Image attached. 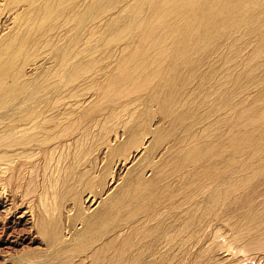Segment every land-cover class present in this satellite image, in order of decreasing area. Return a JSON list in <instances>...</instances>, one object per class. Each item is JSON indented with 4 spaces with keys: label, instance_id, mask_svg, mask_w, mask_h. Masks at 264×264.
<instances>
[{
    "label": "bare ground",
    "instance_id": "1",
    "mask_svg": "<svg viewBox=\"0 0 264 264\" xmlns=\"http://www.w3.org/2000/svg\"><path fill=\"white\" fill-rule=\"evenodd\" d=\"M153 105L181 139L156 161L143 121ZM106 154L124 158L128 180L111 192L97 165ZM262 175L264 0H0V188L19 196L0 226L24 227L20 250L41 238L58 249L48 259L81 243L79 264H155L151 256L174 258L160 245L180 239L188 264H264V202L247 184ZM173 187L169 224L156 209ZM239 212L222 258L192 252V222Z\"/></svg>",
    "mask_w": 264,
    "mask_h": 264
},
{
    "label": "rangeland",
    "instance_id": "2",
    "mask_svg": "<svg viewBox=\"0 0 264 264\" xmlns=\"http://www.w3.org/2000/svg\"><path fill=\"white\" fill-rule=\"evenodd\" d=\"M118 48H119V46H116L114 48V51H116ZM116 55H117V53H116ZM100 56L102 57V59H106V60L111 58L110 53H105L103 55L98 53L96 55V58L101 59ZM116 61H117V59L115 57H113L112 59L109 60V63H116ZM213 68L215 70H221V66H219V65L214 66ZM110 69H111V67H109V70ZM226 69L231 70L229 68H225L224 70H226ZM257 75H258L259 81L262 82V76L260 74V70L258 71ZM221 77H226V76H221ZM240 80L243 81L242 79H240ZM195 83L191 85L194 88L193 87H189V88L194 89L196 91V90H198L197 87L199 85L202 86V84L200 82H198L199 84L197 82H195ZM243 83H244V81H243ZM223 84L226 85L228 88H230V87H232V80L228 79ZM205 88H207V87H205ZM194 90H193V92H194ZM180 94L188 95L189 92H188V90H184L182 93H178V95L175 96V100H178V98H180ZM80 95L82 96L79 98V100H81L80 102H83L84 100H88V99L90 100V98L92 96V94L89 93L88 91H82L80 93ZM239 96H240V94H239ZM200 101H201V99H200ZM246 106L251 108L249 105H246ZM242 107H244V106H242ZM62 112H63V110H62ZM127 117L128 116H126L125 118H127ZM143 121H144V123H145V121H146V123L148 122V125H147L148 128H147V130L145 129L146 130L145 138L147 140V142L145 141L146 146L150 142V148L152 149V151L155 150L154 153L151 151V153H150L151 158L149 160L156 161L157 159H159V157L162 154H164V153L166 154V151H164V150H166L167 148H170L171 151H174V148L179 147L180 140H181L180 136L178 134H170L171 127H170L169 123L168 122L166 123L165 121H163V119L159 115L158 105H153V110L148 115L144 113ZM102 124L104 125V123H102ZM105 130L106 129L104 128V130H102V131H105ZM120 130L121 129H119L118 132H120ZM95 131L97 133L98 130L96 129ZM161 133H164V139H161ZM147 135H150V136H147ZM110 141H111V139H110ZM110 141H109V143H110ZM124 142H126V138L120 137L119 143H124ZM111 145H114V143L111 142ZM94 147L96 149H98L100 147L99 143H95ZM135 151L136 150H134L133 152H135ZM161 152H163V153L159 154ZM101 153H102V151L98 155H100ZM98 155L96 157H98ZM109 156L110 155L107 156V154H106V155H103L102 157H100V160L97 161V165H101L100 167L102 169H105L106 172L108 173V178H109L108 179V190L111 192V190L116 189L117 187H118V190L123 188L124 184L128 180L125 181L127 178L126 171H123V169H121L122 166H120V162H119V161H122L124 158L121 157L119 159H116V158H110ZM142 163H143V161L139 164V166H141ZM242 164L245 165V162L242 161ZM261 165H263V164H261ZM149 166H152V165L147 164V167H149ZM146 168H144L141 172L145 173V175L147 174L146 176H150L151 173H147L146 171L148 169H146ZM237 182H239V181H237ZM3 183H5L4 184L5 186L2 187L3 186L2 185L0 188V191H1V193H4L5 198H7V199H1L0 198L2 200V203L0 200V204H1V206H3V208H0V213H2V215L4 214V216H5V214L8 213V210L11 206L10 205L11 202L8 201V199L13 200L12 197H14V198H16V201H15L16 204H19V202H18L19 196L17 194H16V197H15V195H13V193H15V190H16L15 189L16 187H12L13 184H9V188H8V187H6V186H8V185H6V182H2V184ZM174 183L177 186H179L176 180H174ZM251 183H252V185L257 186L256 198L258 200H261L263 203L264 202V190L261 186H264V175L261 176L259 183L250 182L247 184H251ZM10 187H11V189H10ZM12 188H14V190H12ZM176 188L177 187H173V189L170 188L169 191H167L165 193V195H164L165 197H163V199L160 201L159 207L156 209V214L159 215L161 218L163 216L167 215V212H168V206L167 205H168L169 200L167 202H165V200L168 197V195L170 194V191L173 192L174 190H176ZM8 189H10V191ZM244 195H242L240 197H243ZM178 201H179V199L176 200V202H178ZM4 202H6V203H4ZM258 210L261 214H264V211H262L260 205H258ZM25 211H27V210L26 209H22V211L17 210V212H16L17 217H19ZM242 212L225 215L222 218L221 222H219V223L213 224V222H215V221H213V219L209 220L208 217H201L198 221L192 222V226L189 228V230H192L191 233L195 234L196 237H198L197 240H193V241L189 242L191 244L190 247H191L192 252L197 254V252H199V251L201 253L203 250L205 252H209V251L213 250L211 253L212 259L216 260V259L220 258V256L222 258V255L219 256L221 251L217 250V249L222 248V246H220V244L222 243L223 237L226 234L231 235V231L229 230L230 227H232L233 225L234 226L242 225L241 219H240ZM176 215H177L176 213H172V212L170 213L169 212V214L167 216H165V219H163V220H167L166 218H168V217H169L168 220H171V218H172V221H169V224H170L171 222L176 221V220H174V216L176 218ZM13 219H15V218H13ZM178 219H179V217H178ZM260 221H261L260 219H253L252 228H257L260 225ZM11 222H12V220H11ZM210 224H212V225L210 226ZM231 224H232V226H230ZM15 226H17V227H15ZM7 227H9V228H7ZM200 228H203V229L201 230ZM167 229L171 230V233H174V231L177 230V225L175 224V228L173 227L172 229L171 228H167ZM2 230H3V232H2ZM21 231L24 232V227L22 225L9 224V223L8 224L7 223L1 224V226H0V264H33V263L36 264L37 261L41 262V264H79L80 263L79 258H76L75 254H77L76 249L80 246H84L83 244L77 243L76 245L73 244V245L68 246L66 248H60L63 250L57 256H55L53 259H48L49 254H52L54 251H56L58 249H50L49 250L47 248V244L44 241H42V239L40 238V239L35 241L34 245L31 247V249H26V250L22 251V249L21 250L19 249L21 247H19L20 244H18V242H17L19 240L20 236L23 235L22 234L23 232H21ZM19 232L21 235L19 234ZM2 234H3V236H2ZM17 237H19V238H17ZM179 240L180 239H178V240L175 239V241L173 242L175 244L170 245L169 243L168 244L164 243V244L160 245V247H159V249H169V247L171 246L170 249H172V254L174 255L173 259H172V256L171 257L169 256V258L167 259L166 256L162 258L159 255L151 256L150 259L156 261L155 264H182V263L188 264L190 260L187 261V258L185 259L184 254H186L185 252H189V249H179L178 248ZM15 242H17V243H15ZM112 247H113V244H111L109 246V248H112ZM151 249H154V247L152 246ZM50 252H52V253H50ZM113 254H114V256L116 255V250L113 252ZM16 258H17V260H20L21 263H15L13 261V259H16ZM42 259H44V260H42ZM83 264H91L90 259L85 260ZM227 264H229V263H227ZM243 264H255V263L254 262H247V263L244 262Z\"/></svg>",
    "mask_w": 264,
    "mask_h": 264
}]
</instances>
